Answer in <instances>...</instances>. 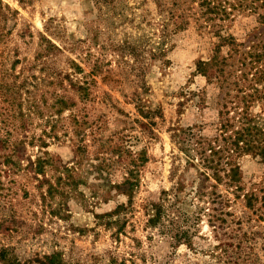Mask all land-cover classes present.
Returning a JSON list of instances; mask_svg holds the SVG:
<instances>
[{"label": "rangeland", "instance_id": "rangeland-1", "mask_svg": "<svg viewBox=\"0 0 264 264\" xmlns=\"http://www.w3.org/2000/svg\"><path fill=\"white\" fill-rule=\"evenodd\" d=\"M260 15L264 0H0V251L22 264L53 255L63 264H264V163L252 155L238 160L241 191L219 188L229 215L203 217L191 246L149 226L145 209L174 186L173 134L216 120L217 91L196 63L215 55L217 33L227 63L231 41L264 46ZM46 40L60 50L47 54ZM68 74L86 81V98ZM60 97L75 106L57 114ZM22 141L20 155L53 165L48 176L77 167L73 184L43 201L47 186L13 168L16 156L3 163ZM142 151L133 195L117 191Z\"/></svg>", "mask_w": 264, "mask_h": 264}, {"label": "trees", "instance_id": "trees-1", "mask_svg": "<svg viewBox=\"0 0 264 264\" xmlns=\"http://www.w3.org/2000/svg\"><path fill=\"white\" fill-rule=\"evenodd\" d=\"M203 5L205 4L201 6ZM206 8V12L218 15L216 8H211L210 5ZM249 10L257 9L250 7ZM221 12L224 13L226 10L223 9ZM259 19H262L264 24V16L260 15ZM217 36L220 42L216 44L215 55L209 60L198 61L195 70L197 75L203 77L206 83L217 91L214 102L216 120L209 125L196 123L178 129L173 134V143L177 150V154L173 155L175 166L171 172L174 186L171 191L162 193L158 203H150L145 207L149 216L147 220L149 226L170 227L163 231L169 233L177 244L184 242L189 246L192 243L193 231L203 217L214 214L212 217L218 220L220 216L229 215L224 208L230 203H224L225 200L218 191L222 186L235 192L241 191L239 158L252 155L264 163V46L255 43L245 46L243 43L231 41L229 45L234 49L230 58L233 60L232 63H227L228 58L220 57V50L227 41L218 33ZM45 42L47 44L44 51L47 54L51 50H60L49 41ZM73 65L77 66L75 63ZM235 66L233 75L232 69ZM231 77L234 79L232 83L229 82ZM65 80L81 99L87 97L89 92L86 81L81 82L73 74H68ZM194 97L198 111L203 112L207 107L205 92L199 91ZM255 103L263 104V108L260 113L252 116L250 109ZM56 104L59 105L56 112L61 114L67 108L75 106V101L60 97L56 99ZM74 122L78 126L79 121L74 118ZM141 124L142 128H147V124ZM76 133L75 129L73 134ZM41 141V148H45L46 143ZM7 142L6 139L0 138V149H7ZM30 144L33 146L34 143L30 142ZM22 145H24L23 141L15 144L11 149L13 155L3 156L5 158L3 163L10 162L9 159L16 156L18 162L12 161L13 168L32 173L37 177L38 189L47 186L46 192L42 195L43 201L48 196L53 197V194L64 191L65 185L73 184L78 175L77 167L69 169L62 167L61 171L54 168L55 174L48 176L47 167H53L49 164L50 161L43 156L32 159L26 154L20 155L19 150L23 151ZM143 153L144 151L136 157H131L125 167L122 183L115 186L117 191L133 195L138 186V168L147 162ZM23 162L27 164L24 165ZM187 173L192 174L191 180L185 179ZM247 205L250 207L251 203ZM0 259L3 264H22L14 257H9L5 250L0 251ZM34 262L63 264L57 255L36 258Z\"/></svg>", "mask_w": 264, "mask_h": 264}]
</instances>
